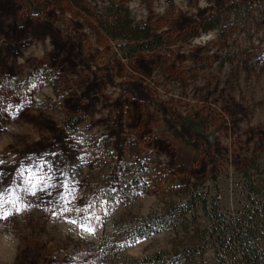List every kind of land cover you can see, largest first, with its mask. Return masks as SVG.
<instances>
[{
  "label": "rangeland",
  "instance_id": "rangeland-1",
  "mask_svg": "<svg viewBox=\"0 0 264 264\" xmlns=\"http://www.w3.org/2000/svg\"><path fill=\"white\" fill-rule=\"evenodd\" d=\"M249 157L264 167V0H0V264L168 252L172 232L132 229L188 183L235 214Z\"/></svg>",
  "mask_w": 264,
  "mask_h": 264
},
{
  "label": "trees",
  "instance_id": "trees-1",
  "mask_svg": "<svg viewBox=\"0 0 264 264\" xmlns=\"http://www.w3.org/2000/svg\"><path fill=\"white\" fill-rule=\"evenodd\" d=\"M207 21L208 26L216 22L213 15ZM157 37L144 34L145 40L133 45L132 52L155 48ZM125 166L128 187L138 185L145 168ZM236 177L232 191L241 204L230 216L221 211L219 200L207 187L175 185L171 194L177 199L170 198L161 210L143 216L131 231L133 240L160 230L172 232L170 251H156L132 264H206L202 252L207 248L215 264H264V167L254 157L246 158Z\"/></svg>",
  "mask_w": 264,
  "mask_h": 264
},
{
  "label": "snow or ice",
  "instance_id": "snow-or-ice-1",
  "mask_svg": "<svg viewBox=\"0 0 264 264\" xmlns=\"http://www.w3.org/2000/svg\"><path fill=\"white\" fill-rule=\"evenodd\" d=\"M87 231H88V232H92V231H94V229H92V228H88Z\"/></svg>",
  "mask_w": 264,
  "mask_h": 264
}]
</instances>
